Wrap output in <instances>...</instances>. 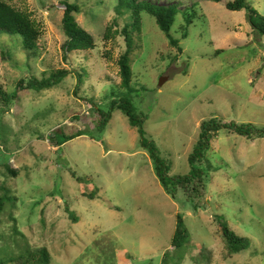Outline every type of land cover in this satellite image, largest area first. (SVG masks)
<instances>
[{"label": "rangeland", "instance_id": "374dc122", "mask_svg": "<svg viewBox=\"0 0 264 264\" xmlns=\"http://www.w3.org/2000/svg\"><path fill=\"white\" fill-rule=\"evenodd\" d=\"M3 1L32 13L42 30L37 54L0 33L4 90L14 92L31 69L38 78L58 70L69 74L55 89L24 92L15 108L0 109V187L18 199L8 200L0 213V258L19 257L26 241L33 249L46 247L51 264H264V139L254 142L222 130L206 155L208 183L201 208L195 211L183 192L172 199L138 130L122 112L113 114L104 133L96 129L98 117L89 100L109 107L112 88L120 87L119 59L126 51L120 34L126 18L111 0H102L101 9L95 7L99 0ZM180 1L193 22L184 28L185 39L181 17L172 30L182 53L170 46L155 18L142 16L129 99L146 118L145 138L157 144L173 177L191 171L189 157L204 121L218 118L264 129V37L247 29L245 13L227 10V3L236 0ZM65 2L82 6L76 21L97 46L88 59L90 80L78 96V59L65 50ZM249 3L264 15V0ZM108 27L115 37L105 38ZM162 79L167 80L160 86ZM117 95L122 96L120 90ZM61 129L66 135H85L59 150L51 136ZM7 167L18 170L19 177ZM95 191L97 197L90 199ZM178 215L189 238L174 249ZM222 215L249 239L247 250L229 254L218 227Z\"/></svg>", "mask_w": 264, "mask_h": 264}, {"label": "trees", "instance_id": "16d2710c", "mask_svg": "<svg viewBox=\"0 0 264 264\" xmlns=\"http://www.w3.org/2000/svg\"><path fill=\"white\" fill-rule=\"evenodd\" d=\"M221 2L222 0H216ZM110 3L114 7L118 15L126 18V24L120 31V34L124 37L126 44V51L121 55L119 59L120 67V93L122 96H118V89L112 88L111 94L108 96L109 107L103 109L97 105L93 99L89 100L91 108L94 109L95 115L98 117L97 131L104 133L107 129L113 114L117 111L122 112L129 120L130 125L138 130L141 146L149 151L150 157L154 163L156 175L163 186L166 194L172 199L177 200L178 194L183 192L186 202L194 205V210L198 211L202 206V201L206 195L208 176V163L207 152L211 148V143L218 137V134L222 130L228 131L230 134L238 135L248 140H262L264 139V129L252 124H239L237 122H226L218 118L204 121L201 124V131L199 135L196 147L189 157V164L191 171L184 176L173 177L170 175V166L166 159L161 157V152L154 141H150L145 138L144 123L146 118L141 117L136 113L134 105L131 103V89L133 82V71L131 68L132 55L135 51L136 39L142 40L143 24L142 16L148 14V16L155 18L159 28L166 34L170 46L176 48L179 53H182V49L179 48L178 39L172 34L173 28L178 23V18L183 19L181 28L183 29L182 38L187 37L186 30L184 29L186 24L193 25L191 17L188 19V9H183V3L179 0L177 3L169 2L168 4H159V2H151L147 0H111ZM67 8L62 21L63 32L67 37L65 43V50L67 54L75 56L78 62L75 67L77 88L75 96H78L81 87L87 80H90L88 74L89 56L90 52L96 49V42L94 37L81 27L76 21L75 14L80 13L82 6L79 4L64 3ZM104 6V1L99 0L95 6L97 9H101ZM182 6V7H181ZM227 10L230 12H243L245 13V19L247 22V29L258 37H264V15H261L255 8H253L249 0H236L229 2L226 5ZM34 15L29 11L20 10L17 7L0 0V33L11 37L17 38L22 47L27 51L38 52L39 42L42 38V30L39 23L33 17ZM113 27H108L106 30L105 38L109 39L115 37ZM222 50L217 51L216 55H219ZM82 57V59H81ZM29 73L28 77L21 80L14 92H7L0 84V109L2 111L10 110L20 102V96L27 91H33L35 93H43L50 91L61 85L69 74L67 70H58L55 72L43 73L42 77H37L32 73ZM71 72V71H70ZM82 73L84 75H82ZM121 89L124 92H121ZM126 90V91H125ZM127 92L125 95L124 93ZM118 98H114V97ZM114 98V99H113ZM88 100V99H83ZM78 120V119H77ZM85 135L83 131H77L72 135H66L61 129V133L56 130L51 136V140L56 143L59 150L61 147L76 138ZM210 169V165H209ZM7 172L14 178L19 177V171L12 167H7ZM75 177V174H72ZM81 181V179H79ZM4 191V195L0 198V213L4 210L6 202L17 201L18 199L9 196L10 191L5 189L4 186L0 187ZM98 191L89 194L90 199L97 197ZM66 212L71 217L73 223H77V217L74 215L69 207H66ZM218 227L223 238L226 242V248L231 256L245 251L249 248V239L245 236L237 234V232L231 228L225 217L218 216ZM15 220V219H14ZM1 238V237H0ZM189 234L185 227V221L183 216L178 215L176 231L172 240V247L174 249H180L184 246L186 240H188ZM25 242V252L19 257L11 256L7 258H0V264H51L53 262L50 251L44 247L41 249L30 248Z\"/></svg>", "mask_w": 264, "mask_h": 264}, {"label": "water", "instance_id": "95a60500", "mask_svg": "<svg viewBox=\"0 0 264 264\" xmlns=\"http://www.w3.org/2000/svg\"><path fill=\"white\" fill-rule=\"evenodd\" d=\"M167 80V79H162L161 82H160V86H163V83L164 81Z\"/></svg>", "mask_w": 264, "mask_h": 264}]
</instances>
